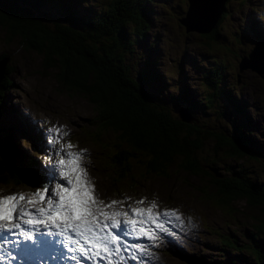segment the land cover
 Segmentation results:
<instances>
[{
    "label": "trees",
    "instance_id": "obj_1",
    "mask_svg": "<svg viewBox=\"0 0 264 264\" xmlns=\"http://www.w3.org/2000/svg\"><path fill=\"white\" fill-rule=\"evenodd\" d=\"M155 2L99 0L89 5L87 0H0V29L8 40L18 41L23 48L39 55L41 71L54 69L53 77L60 90L79 93L91 104L93 115L86 127L87 137L95 151L97 147L104 151L99 155L104 162L101 173L111 194H135L144 190L142 185L151 181L150 177L167 176L168 168H175L204 177L214 192L209 195L217 203L243 199L257 211L255 217L252 215L253 230L245 233L253 241L254 249L262 252L257 253V261L249 257L250 247L236 245L235 238L226 237L223 240L227 247L242 248L244 252L237 254V262L205 260L177 250L188 264H263L264 180L250 178L243 168L219 175L209 162L221 150L230 157L244 155L249 144L248 131L234 124L231 131L200 127V116L191 107L199 103L197 100L185 98L190 102L187 105L176 103L177 109L185 106L193 117L190 121L181 119L177 109L174 114L167 110L149 86L150 81L158 79L151 68L154 60L150 55L155 51L152 45H148L143 59H137L133 72L126 64V56L136 51L137 40L147 35ZM42 7H48L51 14ZM225 8L224 3L216 22L201 32L203 36L215 32ZM194 13L200 16L197 8ZM249 24L257 27L256 22ZM259 35L257 30L255 38ZM255 40L253 37L252 43ZM0 58L5 56L0 53ZM11 70L6 63H0V97ZM225 93L231 100L230 92ZM204 97L203 102L210 105L211 98ZM10 114L11 107L0 98V190L22 184L33 188L38 184L37 169L41 164L32 151L20 145L13 135V126H7L5 119ZM97 133L108 140L101 143L96 137L94 142L92 138ZM211 137L216 141L211 144L212 149L206 150L205 139ZM39 141L32 146L37 149ZM94 160L98 162L96 155Z\"/></svg>",
    "mask_w": 264,
    "mask_h": 264
},
{
    "label": "rangeland",
    "instance_id": "obj_2",
    "mask_svg": "<svg viewBox=\"0 0 264 264\" xmlns=\"http://www.w3.org/2000/svg\"><path fill=\"white\" fill-rule=\"evenodd\" d=\"M98 1L87 0L89 5ZM224 3L227 11L216 23L215 32L203 36L194 30L185 31L178 21L186 8V0H156L147 35L137 40L136 51L126 56V64L133 72L137 59H143L148 45H152L155 51L150 55L154 60L151 68L157 72L158 79L150 81L149 86L156 92L157 101L174 114L176 103L187 105L190 102L185 98L197 100L199 103L191 107L200 116V127L231 131L234 124L248 131L249 144L244 155L230 157L221 150L209 162L219 175L243 168L250 178L260 181L264 180V76L248 67L238 72L237 61L251 48L257 30L264 35L261 27L264 24V0H224ZM214 5L218 6V0ZM42 9L51 14L48 7ZM250 22H256L257 27L252 28ZM0 53L7 57V69H12L7 72L9 81L0 97L13 113L5 121L7 126H13V135L20 145L26 148L39 139L46 141L48 129L61 127L69 133L66 139L78 145V149H87L86 167L95 182L98 197L102 194L111 196L106 178L101 173L104 162L99 155L104 151L98 147L95 151L87 137L89 131L86 127L90 126L93 115L91 104L79 93L60 90L53 77L54 69L41 71L39 55L23 48L18 41L8 40L2 29ZM211 81L215 83L212 85ZM226 90L230 92L231 100ZM153 92L150 91L151 96ZM206 95L211 98L210 105L203 102ZM96 137L101 143L108 140L97 133L92 138L94 142ZM205 141V149L209 150L216 139L211 137ZM168 170L167 176L150 177L151 181L142 185L144 190L129 194V197L133 199L137 194L139 200L144 199L142 207L156 200L160 209H178L183 220L179 228L198 232V235L183 248L174 227L172 233L162 238L163 256L152 257L142 264H188L178 253L181 251L205 260L234 259L237 262V254L244 252L242 248L227 247L223 240L226 237L235 238L236 245L250 247L252 253L249 257L257 261L262 252L255 250L248 233L245 235L253 230L252 215H257L253 206L243 199L217 203L210 197L209 194L214 192L204 177L175 168ZM20 187L24 189L23 184ZM120 207L116 206L117 209Z\"/></svg>",
    "mask_w": 264,
    "mask_h": 264
},
{
    "label": "snow or ice",
    "instance_id": "obj_3",
    "mask_svg": "<svg viewBox=\"0 0 264 264\" xmlns=\"http://www.w3.org/2000/svg\"><path fill=\"white\" fill-rule=\"evenodd\" d=\"M47 133L46 182L28 193L0 190V264H47L49 259L124 264L125 254L132 260L140 259L137 253L151 255L126 237L157 240L183 225L178 209H160L156 200L142 207L144 199L131 204L100 199L85 164L87 149L66 139L69 133L61 127ZM117 205H126L125 210Z\"/></svg>",
    "mask_w": 264,
    "mask_h": 264
},
{
    "label": "water",
    "instance_id": "obj_4",
    "mask_svg": "<svg viewBox=\"0 0 264 264\" xmlns=\"http://www.w3.org/2000/svg\"><path fill=\"white\" fill-rule=\"evenodd\" d=\"M210 1L213 2L212 10H214L215 12L213 13V11L210 10L208 15L205 16V14H203L201 16L200 13V16H198L197 14L194 13L195 9L197 8V10H200L203 7V1L188 0V5L185 9L184 14L180 18H178L179 23L183 25L185 31L194 30L198 33L201 32L203 33L207 31L214 22H216L215 18H217L218 12H220L221 8L223 7L224 0H218V6L214 5L215 0H210ZM6 59L7 57L0 58V63L2 66H4ZM263 60H264V36H260L253 42L247 54L239 57L237 61V71L239 72L243 68L248 67L263 77L264 76ZM236 76H238V74H236ZM177 114L181 119L186 121H190L193 118L192 115L186 110L185 106H180V108L177 109Z\"/></svg>",
    "mask_w": 264,
    "mask_h": 264
},
{
    "label": "bare ground",
    "instance_id": "obj_5",
    "mask_svg": "<svg viewBox=\"0 0 264 264\" xmlns=\"http://www.w3.org/2000/svg\"><path fill=\"white\" fill-rule=\"evenodd\" d=\"M215 4V3H214ZM202 6V5H201ZM213 8V2L212 1H207V0H204L203 1V7L200 9V13L202 14H205L208 15L209 11L212 10ZM264 61V60H263ZM263 63V62H262ZM264 65V63H263Z\"/></svg>",
    "mask_w": 264,
    "mask_h": 264
}]
</instances>
